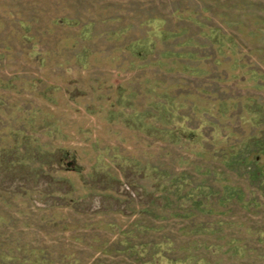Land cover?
I'll return each mask as SVG.
<instances>
[{
    "label": "rangeland",
    "instance_id": "374dc122",
    "mask_svg": "<svg viewBox=\"0 0 264 264\" xmlns=\"http://www.w3.org/2000/svg\"><path fill=\"white\" fill-rule=\"evenodd\" d=\"M124 239L264 264V0H0V264Z\"/></svg>",
    "mask_w": 264,
    "mask_h": 264
},
{
    "label": "trees",
    "instance_id": "16d2710c",
    "mask_svg": "<svg viewBox=\"0 0 264 264\" xmlns=\"http://www.w3.org/2000/svg\"><path fill=\"white\" fill-rule=\"evenodd\" d=\"M66 153V152H64ZM73 169H77L74 167ZM199 188H194L191 192H188L186 195L183 196L189 201L195 200ZM185 201V200H183ZM150 244V248L148 247ZM119 247H116L114 251L116 252H123V253H136L139 255L149 254V258L145 260L146 263H153V264H171L172 259L169 257L168 252L171 251L168 247L169 242H154V243H131V241L124 239L118 242ZM165 261V263H164ZM97 264H104V262H99Z\"/></svg>",
    "mask_w": 264,
    "mask_h": 264
},
{
    "label": "crops",
    "instance_id": "0c3cea01",
    "mask_svg": "<svg viewBox=\"0 0 264 264\" xmlns=\"http://www.w3.org/2000/svg\"><path fill=\"white\" fill-rule=\"evenodd\" d=\"M123 144V143H122ZM103 167V162L96 160L95 165L93 167V170L96 171H103V169H101Z\"/></svg>",
    "mask_w": 264,
    "mask_h": 264
}]
</instances>
